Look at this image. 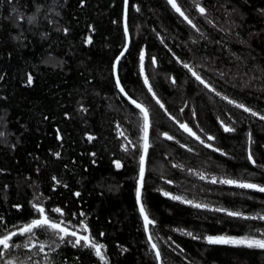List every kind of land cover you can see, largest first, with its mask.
Here are the masks:
<instances>
[{
  "label": "trees",
  "instance_id": "trees-1",
  "mask_svg": "<svg viewBox=\"0 0 264 264\" xmlns=\"http://www.w3.org/2000/svg\"><path fill=\"white\" fill-rule=\"evenodd\" d=\"M176 2L195 28L168 0H0V236L39 218L38 204L72 229L83 221L104 245L101 262L91 248L53 239L47 264H264V249L205 239L264 238V220L213 211L264 216V193L219 183L264 186V0ZM129 97L151 121L142 189L155 221L148 232L135 196L142 119Z\"/></svg>",
  "mask_w": 264,
  "mask_h": 264
},
{
  "label": "snow or ice",
  "instance_id": "snow-or-ice-1",
  "mask_svg": "<svg viewBox=\"0 0 264 264\" xmlns=\"http://www.w3.org/2000/svg\"><path fill=\"white\" fill-rule=\"evenodd\" d=\"M168 3L172 6V8L177 13H179V15L181 17H183V19L185 21H187V23L189 25H191L193 28L196 27L194 24H192V21L188 18V16H186L185 13L181 10V8L177 4L176 0H168ZM125 4H127V0H125ZM197 7H198L199 12L202 15H204L205 9L203 7H199V5H197ZM23 19L24 18L21 17V20H23ZM34 19H35L34 16L27 17V20L29 23H32L34 21ZM125 34H127V26H125ZM88 42L91 43L90 37L88 38ZM123 55H124V52H121L120 56H123ZM120 56H118L116 58V64L119 63ZM144 58H145L144 53L141 52V55H140L141 74H143V71H144V64H143ZM152 63L153 64L156 63V60L154 57L152 58ZM183 66L185 68H187L188 71L191 72L192 75L196 78V80L199 81L201 84H203L205 88H209V85L207 83H205V81L195 71H193V69L191 67H189L188 64H184ZM28 82H29V84H31V82H32L31 76H29ZM173 82H175V81H173ZM144 84L146 86H148L149 92H152L151 85L149 84V80L146 76L144 77ZM116 86H117V88H119V91L121 93H124L125 95H127V93H125V91H124V88L120 85L119 77H117V79H116ZM152 95H153V98L155 99L156 94L154 92H152ZM217 95H219V93H217ZM129 99H130L131 104L134 105L135 108L139 110V116L142 119V124L140 125V131L143 133V135L141 137V139L143 141V145H142L143 152L139 158V174H138L135 196H136V202H137V204H139L140 215L144 221V225H143L144 230L146 232H148L149 226L154 225L155 221L153 219L149 218V214L146 210V207L142 203V189L144 187V178H145V170H146L145 169L146 157H147L148 149L150 147L148 133H149V129L151 127V121H150L149 109L147 107H145L142 103H138L135 99H131L130 97H129ZM224 99H227V97H224ZM228 102L230 104L234 103V101H231V100H229ZM156 103L159 104L161 108H164V105L160 102L159 99H156ZM235 106L237 108H242L245 112H250V114L252 116H258L257 112L252 111L251 109L245 107L242 104H236ZM169 119L175 120V117H172L171 115H169ZM259 119L264 120V115H259ZM179 127L181 129H183L184 132L188 133V135L195 137V139L198 140L201 144H205L204 140H202L200 138V136H198L186 123H180ZM224 131L225 132H233V131H235V128L224 126ZM121 135H123V133H121ZM163 135L168 140L173 139V137L169 136L167 133H164ZM89 139H93V137H89ZM207 139L213 140L215 138L212 136H208ZM249 141H251V134L250 133H249ZM129 143H131V141H129ZM181 147H184V145H181ZM205 147L211 148L212 145L205 144ZM124 150L127 151V148H125ZM214 150L219 151V149H214ZM189 151H191V149H189ZM248 160L253 164L256 163V161L253 159V155H252L251 151H249ZM116 166L117 167L121 166L118 161L116 162ZM200 179L203 180V179H205V177L203 175H201ZM211 182L213 184H215V183H217V180L215 178H213L211 180ZM219 183L227 184V185H233V186L240 188V189H251V190H254V191H257L260 193H264V186H261V185L255 184V183L238 182V181L233 180V179H221L219 181ZM76 195L79 196V193H76ZM164 195L169 196L173 200H180L183 203L191 204L193 207H195L197 209L208 207L207 205H203L200 203H193V201H191V200L185 201L180 196H173L168 192H165ZM33 208L39 214L40 218L33 219L31 221V223L20 227L18 232L17 231H9L7 234L0 236V261H3V264H26V262L22 261L19 256L9 257L8 259H5V257L9 252H11L15 249H19V248H26V249H28L29 252H32V249L36 248L37 245L31 244V247L29 246L31 243V235L29 236V241L25 242L23 244L11 243V241L13 240V237L17 236V235H19V236H25L26 234H33L34 235L35 229H43L45 232H48L49 230H51V235L52 236H59V240L61 242H63L66 237H75L74 242H72L73 247L81 246V247H85V248L94 249L95 255L101 261L105 260V256L103 255V251H102L104 248V245L95 242V240L92 239L89 235H79L78 231L72 230L70 227L63 226L64 225L63 221H61L59 223L55 222L48 215H46L45 208L43 206H40L38 204H34ZM53 211L63 215V211L60 208H55V209H53ZM213 211H215V212H226V214L229 217L243 218L245 220H249V219H251V220H255V219L264 220V216H259V217L242 216V214L240 212L228 211V210L222 209V208H215V209H213ZM81 215H83V213H81ZM79 227L83 232L89 231L88 225L85 224L83 221L80 222ZM186 234L191 236L193 239L198 238V237L194 236L191 232H188ZM101 235H103V234H101ZM262 235H264V234H262ZM205 239H206V242L208 244L235 245V246H246L249 248L255 247V248L264 249V238H259L257 236H252V235L243 236V237H239V238L233 237V236H207V237H205ZM152 240H153V236L151 234H149L148 235V242L151 243V248L155 252V259L157 261H159V260H161V252H160L157 244L152 243ZM81 242H83V243H81ZM52 243H55V241H52ZM56 246H58V245H56ZM38 247H39V251L43 252L44 248H45V244L41 243V244H39ZM36 254L37 253H33V255H36ZM27 260L31 261L32 256H28Z\"/></svg>",
  "mask_w": 264,
  "mask_h": 264
},
{
  "label": "rangeland",
  "instance_id": "rangeland-1",
  "mask_svg": "<svg viewBox=\"0 0 264 264\" xmlns=\"http://www.w3.org/2000/svg\"><path fill=\"white\" fill-rule=\"evenodd\" d=\"M59 222H61V221H58V223ZM63 226H67V225L64 224ZM18 230L19 229L14 230V231H17L18 232ZM72 230L78 231V234L79 235H88V233L87 232H83L80 229V227L74 228ZM38 233H41V234H43L45 236L44 240L43 239H39ZM30 235H31V243H30L29 246L31 247V244H36L37 245L36 248H33L32 249V252H29L28 249H26V248L15 249V250L9 252L6 255L5 259H8L9 257L19 256L22 261H25L26 262V264H47L46 263L45 256L48 253V250L51 248L52 244H54V243H52V241L59 240V236H52L51 235V230H49L48 232H45L43 229H35L34 230V235L33 234H26L25 236H19V235L14 236L13 237V240L11 241V243L23 244L25 242H28ZM53 239H55V240H53ZM65 239H67V240H69L71 242H74L75 237H66ZM41 243H44L45 244V248H44V251L43 252H40L39 251V247H38L39 244H41ZM81 243H83V242H81ZM92 250H93V252L95 254L94 249H92ZM33 253H37V254L36 255H33ZM103 255H104V253H103ZM28 256H32V260L31 261H28L27 260V257ZM101 262H105V260L104 261H101ZM0 264H3V261H0Z\"/></svg>",
  "mask_w": 264,
  "mask_h": 264
}]
</instances>
